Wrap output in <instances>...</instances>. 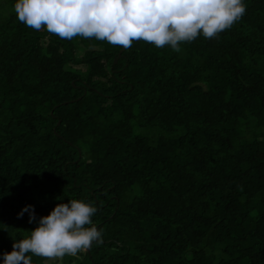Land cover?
Returning a JSON list of instances; mask_svg holds the SVG:
<instances>
[{
    "label": "trees",
    "instance_id": "16d2710c",
    "mask_svg": "<svg viewBox=\"0 0 264 264\" xmlns=\"http://www.w3.org/2000/svg\"><path fill=\"white\" fill-rule=\"evenodd\" d=\"M15 2L0 0V264L72 199L97 207L104 243L55 264H264V0L218 38L133 42L116 64L122 48L36 31Z\"/></svg>",
    "mask_w": 264,
    "mask_h": 264
},
{
    "label": "clouds",
    "instance_id": "9594fccd",
    "mask_svg": "<svg viewBox=\"0 0 264 264\" xmlns=\"http://www.w3.org/2000/svg\"><path fill=\"white\" fill-rule=\"evenodd\" d=\"M247 10L244 0H16L17 19L36 31L61 39L82 37L106 41L124 50L143 41L181 52V45L201 35L218 38L239 22ZM97 207L72 199L57 204L39 218L30 235L14 240L3 253V264H33V256L62 262L77 257L92 245L103 244V232L93 223ZM29 223L36 220L34 206L26 205Z\"/></svg>",
    "mask_w": 264,
    "mask_h": 264
},
{
    "label": "water",
    "instance_id": "95a60500",
    "mask_svg": "<svg viewBox=\"0 0 264 264\" xmlns=\"http://www.w3.org/2000/svg\"><path fill=\"white\" fill-rule=\"evenodd\" d=\"M125 50L124 49H121L118 53V55L114 58V63L116 64L118 62V60L121 58L122 56V53L124 52ZM60 122H58L59 124Z\"/></svg>",
    "mask_w": 264,
    "mask_h": 264
},
{
    "label": "rangeland",
    "instance_id": "374dc122",
    "mask_svg": "<svg viewBox=\"0 0 264 264\" xmlns=\"http://www.w3.org/2000/svg\"><path fill=\"white\" fill-rule=\"evenodd\" d=\"M54 262H55V261H50V263H49V264H53ZM55 263H56V262H55ZM55 263H54V264H55Z\"/></svg>",
    "mask_w": 264,
    "mask_h": 264
}]
</instances>
